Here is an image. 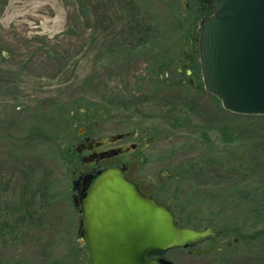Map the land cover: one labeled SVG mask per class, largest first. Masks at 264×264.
Segmentation results:
<instances>
[{"label":"rangeland","instance_id":"1","mask_svg":"<svg viewBox=\"0 0 264 264\" xmlns=\"http://www.w3.org/2000/svg\"><path fill=\"white\" fill-rule=\"evenodd\" d=\"M195 2L0 0V264H88L72 190L74 172L94 165L76 153L84 127L95 138L145 130L148 145L101 165L129 163L181 220L229 229L190 248L204 252L164 257L264 264V117L230 112L204 88L188 40ZM52 102L90 114L69 142L33 137Z\"/></svg>","mask_w":264,"mask_h":264},{"label":"water","instance_id":"2","mask_svg":"<svg viewBox=\"0 0 264 264\" xmlns=\"http://www.w3.org/2000/svg\"><path fill=\"white\" fill-rule=\"evenodd\" d=\"M207 2L212 11L201 19L197 39L204 88L230 112L264 115V0ZM190 82L194 85L193 78ZM122 137L119 133L95 142L86 140L76 151L93 150ZM130 148L91 152L82 161H99ZM126 167L111 166L73 180V192L80 181L83 185L80 201L73 199V203L81 215L78 233L88 264H175L150 254L188 248L216 235L210 225L179 224L168 206L143 193L127 177Z\"/></svg>","mask_w":264,"mask_h":264},{"label":"trees","instance_id":"3","mask_svg":"<svg viewBox=\"0 0 264 264\" xmlns=\"http://www.w3.org/2000/svg\"><path fill=\"white\" fill-rule=\"evenodd\" d=\"M195 5L192 6L190 11L188 12V40L192 43L193 45V50L192 54L196 53L197 49V43H196V33H195V26L197 20L203 15L204 13V6L202 0H196ZM208 9V6H206ZM193 66L196 65V74L197 76L200 74V68L199 65L196 64V61L192 60ZM216 97V96H215ZM217 98V97H216ZM85 105L81 104L80 106H69L66 104H59L58 102H52L51 104V110L50 112H46L45 118H43V121H39L40 119H37L33 123V137L35 138H60L64 137L65 142H69L70 140L66 139V136L68 134L73 135L74 131L77 129L78 126L84 125L85 121L89 120V115L84 114L86 113V108L84 107ZM89 111V110H87ZM259 117H264V115H258ZM38 117V116H37ZM36 119V118H35ZM165 203V202H164ZM171 207V206H170ZM172 211L175 214V217L178 221L179 224L181 225H188L192 226L195 228H204L208 225L212 226L213 228H217L219 232H222L224 229L226 231L225 226H218L215 223H210V222H200L197 224H193L190 221L187 220H181L178 215L176 214L175 210L173 207ZM226 228V229H225ZM223 230V231H224ZM229 230V229H228ZM166 252H153L150 255L152 257H160L164 256ZM85 262H87L86 257H85Z\"/></svg>","mask_w":264,"mask_h":264},{"label":"flooded vegetation","instance_id":"4","mask_svg":"<svg viewBox=\"0 0 264 264\" xmlns=\"http://www.w3.org/2000/svg\"><path fill=\"white\" fill-rule=\"evenodd\" d=\"M208 7H209V11H210V13H211V11H212V9H211V7H210V5L208 4V2H207V0H205V2H204ZM197 54H198V56H199V53H198V48L196 49V54H192L190 57L192 58L191 60H198L197 59ZM186 61H189L188 59L186 60ZM185 66H188V67H191V64H189L188 62H186L185 63ZM199 68H200V72H201V67H200V61H199ZM192 78V77H191ZM189 81V83H191L190 82V79L188 80ZM146 133V131L145 130H143V131H140V130H134L133 132H126V133H123V137L121 138V139H119L120 141H122V140H125V141H128V139H130V138H137V139H139V141H138V143H136V142H131L130 143V147H131V149H135L138 145H139V143L141 142V141H144L145 142V145H148L149 144V142L150 141H152L153 140V137H151V139H143V134H145ZM141 137V138H140ZM102 138H106V137H98V138H95V137H92L89 133H88V130H87V127H84L82 130H80L79 132H78V134H77V139H78V141L76 142V144L78 145L79 143H81V142H83V141H86V140H88V141H93V142H95V141H98V140H101ZM108 138V137H107ZM106 138V139H107ZM114 142H116V141H114ZM107 143H110V141H105V142H103L101 145H99V146H94V148H93V150H83L82 151V153H78L77 151H76V153L79 155V158H80V161H81V163L82 164H84V165H87V164H94L89 170H87L86 172H84V171H79V172H74L75 174H77L76 175V177L73 179V180H77L81 175H83V174H85V173H89V172H91V173H94L95 175L98 173V171L99 170H102V169H104V168H107V167H111V166H121V165H123V164H126L127 165V167H126V175H127V177L129 178V179H131L132 181H134L137 185H138V187L140 188V190L142 191V192H144V193H146V194H148V195H151V196H153V197H155L159 202H162V203H164L162 200H160L155 194H153V193H149V192H146V191H144L143 190V188H142V185L140 184V182L136 179V178H134V177H132L131 176V174H130V168H131V166H130V164L129 163H124L123 161H121V162H119V163H114V164H110L109 166H106V167H103L101 164H102V162L103 161H105L106 159H110V158H117V157H120L122 154H124L125 152H127V151H121V152H119L118 154H116V155H113V156H110V157H106V158H103V159H100L99 161H93V162H90V163H86V162H83L82 161V158H83V156H85V155H88V154H90L91 152H100V151H106V150H111V149H124V148H126V147H128L127 145H125V144H120V145H117V146H114V147H109V148H107V149H103L102 147L104 146V145H106ZM142 143V142H141ZM135 145V146H132V145ZM76 145V146H77ZM75 147V146H74ZM76 148V147H75ZM70 149H72V148H70ZM85 151H88L89 153L88 154H84V152ZM100 165H101V167H100ZM82 193H83V185H82V182L80 181L78 184H77V187H76V191L75 192H73V199H76L78 202L80 201V198H81V196H82ZM166 206H168L171 210H172V208L168 205V204H166V203H164ZM215 229V231L217 230V228H214ZM221 233H223V231L221 232ZM216 235H220V233L219 232H216ZM215 235V236H216ZM206 239H208V238H206ZM203 240H205V239H203ZM203 240H200V241H198L197 243H195L194 245H192V246H190V247H188L189 249L190 248H192V247H195L198 243H200L201 241H203ZM210 247H208V249H209Z\"/></svg>","mask_w":264,"mask_h":264}]
</instances>
